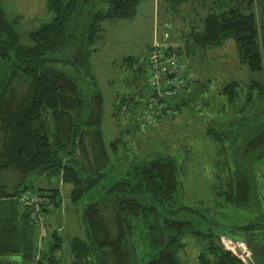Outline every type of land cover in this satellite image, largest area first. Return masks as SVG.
I'll list each match as a JSON object with an SVG mask.
<instances>
[{
	"label": "trees",
	"instance_id": "obj_1",
	"mask_svg": "<svg viewBox=\"0 0 264 264\" xmlns=\"http://www.w3.org/2000/svg\"><path fill=\"white\" fill-rule=\"evenodd\" d=\"M139 1L45 0L52 17L28 30L30 41L23 42L20 17L7 12L0 0V172L16 174L11 184L0 181V264H62L56 255L63 246L57 229L50 231L51 239H44L43 245L38 235L40 215L49 211V205L61 204L60 187L54 182L70 183L69 196L76 202L105 178L108 146L116 154L119 141L115 137L108 145L104 142L103 96L95 86L89 93L83 91L76 72L88 70L102 21L133 16ZM251 1L218 0L227 6L208 12L202 28L189 32L203 48L232 37L238 59L250 75L230 79L215 91L203 88L209 80L201 81L162 107L163 112L170 107L179 111L195 99L193 94L202 95L200 103L210 109L205 114L209 116L205 133L216 144L215 151L219 145L226 154L225 185L218 183L213 199L192 206L178 194L180 162L166 153L137 155L134 165L83 207L85 235L69 239L72 260L68 264H129L127 231L140 233L150 253L146 264H186L180 252L189 234L197 239L198 264H245L220 242L219 235L229 231L239 233L231 237L244 239L254 261L264 264V0H257V18L249 9ZM169 38L176 40L172 30ZM185 48L189 53L188 44ZM177 50L182 54L180 43ZM135 60L127 55L123 61L134 66ZM135 70L143 72L142 65ZM139 102L132 94L122 97L118 106ZM131 106L129 110L135 109ZM134 119L142 125L138 116ZM221 167L216 170L221 172ZM39 176L48 184L35 183ZM26 190L38 193L37 203L21 198ZM237 206H251L245 208L257 213L241 223L217 220ZM104 210H110L112 224ZM203 210H208L210 219ZM131 249L136 255V245Z\"/></svg>",
	"mask_w": 264,
	"mask_h": 264
},
{
	"label": "rangeland",
	"instance_id": "obj_2",
	"mask_svg": "<svg viewBox=\"0 0 264 264\" xmlns=\"http://www.w3.org/2000/svg\"><path fill=\"white\" fill-rule=\"evenodd\" d=\"M217 1L140 0L133 16L102 21V29L93 43L89 56L88 70L79 68L76 74L83 91L89 93L95 86L103 96L101 130L104 142L108 145L115 137H118L119 141L116 154L112 153L108 146L110 157L105 165V178L86 191L76 202H72L69 196L70 183L58 180L54 182L60 187L61 204L59 206L49 205V211L40 215L38 235L41 239L40 245H43L44 239H51L50 231L57 229L62 236L63 246L56 251V255L61 259L62 264H68L72 260L68 246L69 239L73 235L81 237L85 235L82 215L85 204L97 198L103 187L113 182L118 174H122L126 168L134 165L139 160L138 156L151 157L155 153H166L180 162L177 172L178 194L184 196L186 202L192 206L199 205V201L213 199L216 196L218 185L220 183L225 185L228 178L226 154L219 145L215 151L216 144L205 133L206 118L209 117L205 114L210 109L207 106L204 108V105L200 103L202 95L193 94L195 99L183 106L182 110H173L170 107L167 109L170 111L157 115L154 123L146 125H140V123L138 125L134 119L135 116L139 117L141 108L145 105L143 100L145 97H142L138 104L129 103L118 106L120 99L124 96L130 97L133 94L136 99L139 96H145L144 93L148 90L147 65L143 57L146 56L149 44L154 39L160 38L163 31L162 23L165 21L173 24V37L182 46L181 57L187 71L197 75L192 88L197 87L201 81L203 84L209 80L203 88L207 91H215L230 79H245L250 75L247 66L240 63L238 59L235 41L232 37L224 39L217 46L203 48L195 44L189 34L193 27L198 30L202 28L203 18L208 12H219L227 6V4L221 6ZM3 5L11 15L20 17L18 29L23 42L30 41L27 35L28 30L52 17V12L46 9L45 0H3ZM249 9L257 18L260 9L257 0L251 1ZM186 44L189 45V53L185 52ZM127 55L136 58L134 66L123 61ZM139 65L143 67L141 73L135 70ZM69 67L75 70L73 66L68 65L67 68ZM93 80L96 82L95 85ZM200 90V87L197 88L198 92ZM130 105L135 109L131 106L132 109L129 110ZM166 113L169 114L166 115ZM193 119L194 123H190ZM221 126H224V123ZM89 141L88 139V145ZM77 151L78 155L82 154L79 145ZM218 167H221V172L216 170ZM262 170L264 172V164ZM216 171L220 177L216 176ZM15 177L16 174L11 170L0 172L1 182L11 184ZM29 179H32V176ZM35 183L46 185L48 181L43 176H39L35 179ZM251 206L230 207L226 210L227 212L219 214L217 220L224 224L245 222L254 218L257 213V209L245 208ZM194 208L200 209L199 207ZM209 210L212 211L213 207ZM207 211L204 212L210 219L211 215H208ZM103 214L107 222L112 224L110 210H104ZM154 233H157L156 229ZM139 234V232L133 234L127 231L125 249L129 253L127 257L129 264H146V260L150 257ZM226 234L233 237L240 236L239 233L231 231ZM183 239L187 243L180 252L182 259L186 264H198L196 261L197 239L191 234ZM133 244L137 247L136 255L132 253Z\"/></svg>",
	"mask_w": 264,
	"mask_h": 264
},
{
	"label": "built area",
	"instance_id": "obj_3",
	"mask_svg": "<svg viewBox=\"0 0 264 264\" xmlns=\"http://www.w3.org/2000/svg\"><path fill=\"white\" fill-rule=\"evenodd\" d=\"M172 28L171 22H163L160 38L154 39L147 49L146 56L143 57L147 65L148 90L144 93L145 96H139L138 99L142 100V97H145L143 98L145 105L139 115L142 124L145 125L156 121L168 99L190 91L197 80L195 73L187 71L181 54L178 53V41L169 38ZM21 198L27 203H37L40 199L38 193L29 190L24 191ZM41 230L44 232L43 227ZM219 238L223 247L233 252L242 262L257 264L251 248L244 239L233 238L226 233H221Z\"/></svg>",
	"mask_w": 264,
	"mask_h": 264
}]
</instances>
